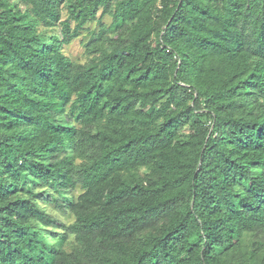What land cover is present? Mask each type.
Masks as SVG:
<instances>
[{
	"label": "trees",
	"instance_id": "obj_1",
	"mask_svg": "<svg viewBox=\"0 0 264 264\" xmlns=\"http://www.w3.org/2000/svg\"><path fill=\"white\" fill-rule=\"evenodd\" d=\"M0 264H264V0H0Z\"/></svg>",
	"mask_w": 264,
	"mask_h": 264
},
{
	"label": "rangeland",
	"instance_id": "obj_2",
	"mask_svg": "<svg viewBox=\"0 0 264 264\" xmlns=\"http://www.w3.org/2000/svg\"><path fill=\"white\" fill-rule=\"evenodd\" d=\"M105 21H108V19H106ZM87 27L93 29L95 27V24L94 23H90ZM86 33L87 32L84 30L81 37H79L76 40H73L70 44L63 46V53L67 57L72 59L73 61H76V62H79V63H84L86 61L85 56L83 54V46H82V40H81V38L83 36H85ZM78 193H79V191H78ZM47 210L51 214H53L56 217H58L59 219H61L67 225H69V226H73L74 225L73 218H71V217H69L67 215H62L57 210H55V209H53L51 207H47Z\"/></svg>",
	"mask_w": 264,
	"mask_h": 264
}]
</instances>
